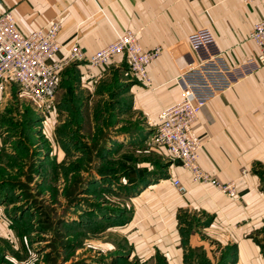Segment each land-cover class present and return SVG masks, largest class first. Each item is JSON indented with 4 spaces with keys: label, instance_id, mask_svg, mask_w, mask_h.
I'll return each instance as SVG.
<instances>
[{
    "label": "crops",
    "instance_id": "obj_1",
    "mask_svg": "<svg viewBox=\"0 0 264 264\" xmlns=\"http://www.w3.org/2000/svg\"><path fill=\"white\" fill-rule=\"evenodd\" d=\"M6 10L21 34L59 21L56 61L66 58L73 43L89 55L125 29L135 33L143 50L161 48L146 65L149 84L128 69L122 55L98 67L75 62L58 71L56 110L69 99L78 113L113 103L109 109L118 118L107 144L124 152L143 139L140 131L155 130L163 108L180 100L176 77L195 59L189 35L208 29L226 61L241 63L258 52L249 33L264 17V1L0 0V13ZM113 77L116 87H110ZM5 96L0 92V123ZM193 131L203 140L200 166L221 183L235 181L238 195L229 198L211 185L197 184L177 161L166 160L155 175L153 167L129 165L128 177L141 175L128 183L137 188L128 195L131 209L120 229L132 257L149 264H264V67L212 99ZM1 135L0 156L6 153ZM172 177L180 179L186 193H178ZM7 201L0 198V224L5 225L13 212Z\"/></svg>",
    "mask_w": 264,
    "mask_h": 264
},
{
    "label": "rangeland",
    "instance_id": "obj_2",
    "mask_svg": "<svg viewBox=\"0 0 264 264\" xmlns=\"http://www.w3.org/2000/svg\"><path fill=\"white\" fill-rule=\"evenodd\" d=\"M7 92L0 198L13 212L8 225L0 224V264L148 263L132 257L120 230L133 189L124 175L129 165L153 167L155 175L170 161L165 149L146 142L148 131H140L143 139L124 152L114 144L103 147L112 141L118 118L107 106L106 113L96 104L78 113L69 99L58 111L55 95L45 107L15 85Z\"/></svg>",
    "mask_w": 264,
    "mask_h": 264
},
{
    "label": "built area",
    "instance_id": "obj_3",
    "mask_svg": "<svg viewBox=\"0 0 264 264\" xmlns=\"http://www.w3.org/2000/svg\"><path fill=\"white\" fill-rule=\"evenodd\" d=\"M263 1L242 0L246 5ZM58 30L59 21L53 20L44 27L21 34L12 13L9 10L0 13L1 93L8 95L9 86L15 85L32 101L48 107L58 87L60 68L75 62H83L90 68L98 67L117 55L123 56L134 75L149 83L146 65L161 54L159 47L143 50L135 33L125 29L116 39L89 55L73 43L66 58L56 61L53 57L60 48ZM249 38L258 47V52L241 63L230 65L208 29L190 34L188 40L195 59L176 77L181 98L160 111V123L146 139L151 145L162 146L169 160L179 162L194 182L201 186L211 185L229 198L238 195L236 182L221 183L200 166L198 157L203 140L194 133L193 125L212 99L264 67V17L253 24ZM171 182L179 194L187 192L179 178L172 177Z\"/></svg>",
    "mask_w": 264,
    "mask_h": 264
},
{
    "label": "trees",
    "instance_id": "obj_4",
    "mask_svg": "<svg viewBox=\"0 0 264 264\" xmlns=\"http://www.w3.org/2000/svg\"><path fill=\"white\" fill-rule=\"evenodd\" d=\"M110 87H116V82H114V85L113 84H111V86ZM67 101H65V103H66ZM64 106V105H63ZM65 106H66V104H65ZM107 106V107H106ZM113 106V103H111V104H103V106H99V109L101 108V109H103V112L104 113H106V108H111ZM106 107V108H105ZM64 108V107H63ZM113 108V107H112ZM100 110H98V112H99ZM108 113H115V112H108ZM109 146H111V143H109V144H107L106 146H103V147H106V148H109ZM114 150V149H113ZM121 167H122V165H121ZM128 170H129V167H127L126 168V170H125V173L127 174V179H126V184L125 185H127L129 182H132V181H135V182H137V181H140V178H138V176H141L140 175V172L138 171L136 174V177L138 178V179H136V177H132V178H130V177H128ZM102 177H106V176H102ZM92 181H93V179H92ZM134 183V182H133ZM141 186V185H140ZM135 188H137V185H133V189H131V191L132 190H135ZM131 191H130V193H131ZM129 193V194H130Z\"/></svg>",
    "mask_w": 264,
    "mask_h": 264
}]
</instances>
